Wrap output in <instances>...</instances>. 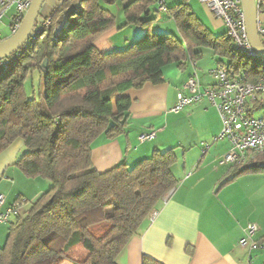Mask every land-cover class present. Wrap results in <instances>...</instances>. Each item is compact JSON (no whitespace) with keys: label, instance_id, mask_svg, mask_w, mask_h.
I'll list each match as a JSON object with an SVG mask.
<instances>
[{"label":"trees","instance_id":"trees-1","mask_svg":"<svg viewBox=\"0 0 264 264\" xmlns=\"http://www.w3.org/2000/svg\"><path fill=\"white\" fill-rule=\"evenodd\" d=\"M75 1L80 10H71ZM124 1L57 0L43 17V22L50 20L45 34L0 74V154L21 141L23 152L15 167L23 177L49 184L8 225L0 264H116L129 240L176 188L174 149L154 150L132 168L120 163L102 174L94 169V140L126 133L131 100L124 93L161 84L166 66L200 59L202 49L211 50L234 78L264 84V65L238 53L226 32L213 35L187 0L169 8L163 2L167 15L162 16L174 22L177 34L151 33L152 21L161 16L156 12L159 3L152 11L156 18L144 20L154 0L129 2L121 28L147 31L123 51L100 54L94 41L115 27L109 7ZM65 13L64 28L52 37L54 19L60 24ZM42 23L37 20L36 25ZM44 60L47 68L41 70ZM35 70L41 88L38 97H28L25 81ZM235 167L221 185L264 172V154L253 165ZM141 264L160 263L143 257Z\"/></svg>","mask_w":264,"mask_h":264},{"label":"crops","instance_id":"crops-1","mask_svg":"<svg viewBox=\"0 0 264 264\" xmlns=\"http://www.w3.org/2000/svg\"><path fill=\"white\" fill-rule=\"evenodd\" d=\"M131 1L116 4V11L114 6L109 7L115 27L94 41L100 54L123 51L145 33L134 26L121 28L123 8ZM194 1L187 0L202 24L215 36L225 33L222 22L205 6L202 13H196ZM55 6L56 0L50 2L42 16L49 15ZM154 26L157 24L151 26V32ZM199 52L200 59L187 58L181 66H166L161 84L148 83L140 90L124 93L131 100L126 133L114 139L101 135L91 145V163L100 174L120 163L132 168L149 158L154 150L174 149L177 159L172 172L178 185L162 199L154 219L147 220L140 234L129 240L116 264H141L143 257L160 264L264 263V249L239 246L248 224L258 227L254 240L264 245V175L245 174L221 185L231 178L236 167L217 165L229 151L226 140L213 142L222 130L217 109L207 98H202L178 114L170 112L178 89L189 78L196 76L202 87L214 84L209 71L219 65L217 57L209 49ZM149 132H156L155 139L140 143L139 137ZM203 145L207 146L206 150ZM22 152L23 144L17 141L0 154V195L5 197L6 206L23 200L26 211L49 184L23 177L15 167Z\"/></svg>","mask_w":264,"mask_h":264},{"label":"built area","instance_id":"built-area-1","mask_svg":"<svg viewBox=\"0 0 264 264\" xmlns=\"http://www.w3.org/2000/svg\"><path fill=\"white\" fill-rule=\"evenodd\" d=\"M199 1L222 22L227 37L238 53L264 65V61L255 55L248 42L241 0ZM32 2L33 0H0V22L8 19L10 36L19 30ZM254 3L257 12V34L264 45V0H254ZM12 8L14 13L8 16ZM156 12L159 15H167L163 0L159 2ZM49 27L50 20L44 21L40 26L35 25L23 48L17 54L0 62L2 71L7 70L19 57L20 52L30 46L40 34H45ZM209 76L214 80V84L206 87L200 85L196 76L189 78L178 89L176 102L170 112L178 114L202 98H207L217 109L222 124L221 133L213 142L226 140L229 144V151L217 161V165L238 167L253 165L255 157L264 154V84H251L234 78L221 64L209 71ZM260 103H263L261 107ZM155 137L156 132L145 133L139 137V142H150ZM202 148L206 150L207 146L203 145ZM24 204L23 200H18L6 206L5 197L0 195V225H9L13 219L21 217ZM155 216L156 213H152L150 220ZM257 231L258 227L255 224H248L243 230L239 246L250 250L264 249V245L254 240Z\"/></svg>","mask_w":264,"mask_h":264},{"label":"water","instance_id":"water-1","mask_svg":"<svg viewBox=\"0 0 264 264\" xmlns=\"http://www.w3.org/2000/svg\"><path fill=\"white\" fill-rule=\"evenodd\" d=\"M46 1L47 0H33L24 16L19 30L12 36L0 42V62L17 54L23 48L36 25L41 8ZM241 2L244 12L248 42L255 55L260 60L264 61V45L261 43L257 34V12L254 0H241ZM46 68L47 60H44L40 69L45 70Z\"/></svg>","mask_w":264,"mask_h":264},{"label":"rangeland","instance_id":"rangeland-1","mask_svg":"<svg viewBox=\"0 0 264 264\" xmlns=\"http://www.w3.org/2000/svg\"><path fill=\"white\" fill-rule=\"evenodd\" d=\"M53 1L54 0H48L42 6L41 11H40V15H39V18H38V22L39 23L43 22V16L42 15L46 11V8H48V4H50V2H53ZM160 1L161 0H154V3H153V5L150 8V10H151L150 16L148 18H144V20L156 18V14L153 13L152 11H153L154 7ZM183 1L184 0H166L165 1V7L169 8V7H172L175 4H180ZM56 2H57V0H56ZM193 5H194L193 6L194 10L198 14L202 13L204 11V9H205L204 5L199 0L194 1ZM79 9H80V6L78 5V2L77 1L73 2L71 10H79ZM113 9H114V11H116L115 6H114ZM13 13H14V8H12L9 11L8 16H11ZM66 15H67V13H65L63 15V21L60 24H56L57 21H58L57 17L54 19L53 26H52V29H51L52 37H56L60 33V31L64 28V25H65V22H66L65 21L66 20ZM151 24H153V25L157 24V26H154V30L151 33L154 32V33H161V34H168V33L169 34H177V30H176L174 22L171 19H169L168 17H166V16H162L161 15L159 18H157L156 20L152 21ZM7 25H8V20L6 18L1 20V22H0V39L1 38H6V37L9 36V31L7 29ZM136 28L142 29L140 26H138ZM143 30L145 32L147 31L146 29H143ZM211 63L213 64V62H211ZM40 88H41V83H40V75H39L38 71H36V70L35 71H31L27 75V78H26V81H25V90L27 92L28 97H31L32 95H35L36 97H38V92H39ZM259 173L264 175V172H259ZM8 227L9 226L7 224L0 225V233L2 234V236H0V247H1L2 242H3L2 239L5 238V235H6L7 231H8ZM76 254H81V251L80 250H76Z\"/></svg>","mask_w":264,"mask_h":264}]
</instances>
